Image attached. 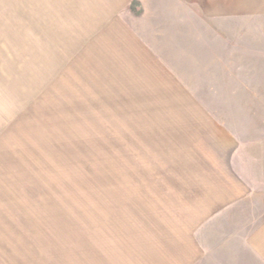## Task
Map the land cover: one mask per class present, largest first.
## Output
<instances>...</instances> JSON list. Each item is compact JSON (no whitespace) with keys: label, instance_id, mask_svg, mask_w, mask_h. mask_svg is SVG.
I'll use <instances>...</instances> for the list:
<instances>
[{"label":"rangeland","instance_id":"rangeland-1","mask_svg":"<svg viewBox=\"0 0 264 264\" xmlns=\"http://www.w3.org/2000/svg\"><path fill=\"white\" fill-rule=\"evenodd\" d=\"M98 2L0 0V264H264V0Z\"/></svg>","mask_w":264,"mask_h":264},{"label":"crops","instance_id":"crops-1","mask_svg":"<svg viewBox=\"0 0 264 264\" xmlns=\"http://www.w3.org/2000/svg\"><path fill=\"white\" fill-rule=\"evenodd\" d=\"M101 1L97 5L104 4ZM120 1L123 3L122 0ZM124 3L127 4V2ZM195 242L193 245L184 244V248L180 252L177 250V259L173 264H218L221 262L250 264V261L257 264L259 261V259L255 260L256 250L252 246L254 245L253 241H200L201 245H198L197 241ZM217 242L218 244H216Z\"/></svg>","mask_w":264,"mask_h":264}]
</instances>
